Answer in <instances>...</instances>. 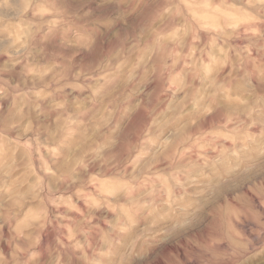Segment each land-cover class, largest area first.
I'll return each instance as SVG.
<instances>
[{"label":"rangeland","instance_id":"obj_1","mask_svg":"<svg viewBox=\"0 0 264 264\" xmlns=\"http://www.w3.org/2000/svg\"><path fill=\"white\" fill-rule=\"evenodd\" d=\"M255 2L138 0L106 36L57 8L65 23L25 58L18 0H0V264H264V167L230 155L249 122L231 119L237 97L264 70ZM35 62L67 67L40 80Z\"/></svg>","mask_w":264,"mask_h":264},{"label":"clouds","instance_id":"obj_2","mask_svg":"<svg viewBox=\"0 0 264 264\" xmlns=\"http://www.w3.org/2000/svg\"><path fill=\"white\" fill-rule=\"evenodd\" d=\"M137 4L138 0H100L97 8L93 9L88 6L89 0H55V4L53 0H18L16 4L18 23L14 26L11 33L10 39L12 43L9 47L14 49L13 57L19 54L27 58L28 56H33L34 53L35 55L44 53L54 18H58V22L61 25L67 19L57 11V8L66 9L72 14L75 32L93 35V33L98 31L97 25H104L107 28V32L102 35L106 36L114 30H120L116 28L117 23L131 26L136 22L138 18ZM109 5H111V12L115 18L105 14ZM253 7L264 11V0H256ZM71 39H75V36L71 37ZM76 43H79V41L77 40ZM0 55H7V52H0ZM51 55L55 56L56 53H52ZM16 62L19 63L18 60ZM66 67V65L56 64L40 65L39 62L25 65L28 75L40 80H43L49 73H54L53 78L55 79L56 76L60 75V72L66 70ZM57 69H60V72H57ZM77 78H79V74H77ZM202 79L208 80L207 73H205ZM213 86H215L213 96L218 93L226 95L230 91L229 84L216 85L215 80H211L209 87ZM257 88L260 89L259 92H257ZM34 94L41 99L44 98L41 93ZM244 94V99L237 97L238 103L243 108L238 110L231 119L234 121L239 120V116L243 115L249 122L239 121L243 127V133L239 138L242 147L233 150L230 155L237 161L247 159L252 167H264V70L261 71L260 82L256 86L247 88ZM6 97V92L0 94V125H4L5 123L3 117L5 111L4 100ZM209 107L211 108V106ZM76 122L78 121H73V123ZM253 128L256 130L250 132L249 129ZM77 162L81 166H85L82 157ZM2 191L0 189V192ZM2 229L3 223H0V240L3 239ZM127 230V227L120 223L114 228V231L118 233ZM103 242L108 248L107 251H102L99 255L110 257L112 255L111 242L107 237L103 238ZM94 264H100V262L95 261ZM111 264H115V262H111Z\"/></svg>","mask_w":264,"mask_h":264}]
</instances>
